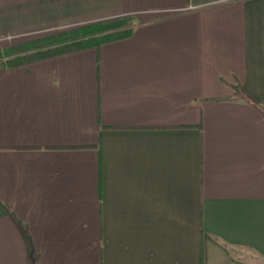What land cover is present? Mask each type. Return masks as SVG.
I'll return each instance as SVG.
<instances>
[{
	"label": "crops",
	"instance_id": "1",
	"mask_svg": "<svg viewBox=\"0 0 264 264\" xmlns=\"http://www.w3.org/2000/svg\"><path fill=\"white\" fill-rule=\"evenodd\" d=\"M124 16L0 69V264H264V0H0V49Z\"/></svg>",
	"mask_w": 264,
	"mask_h": 264
},
{
	"label": "trees",
	"instance_id": "2",
	"mask_svg": "<svg viewBox=\"0 0 264 264\" xmlns=\"http://www.w3.org/2000/svg\"><path fill=\"white\" fill-rule=\"evenodd\" d=\"M134 29L132 18L124 16L31 39L0 49V69L25 66L87 48H99L105 43L131 36Z\"/></svg>",
	"mask_w": 264,
	"mask_h": 264
},
{
	"label": "rangeland",
	"instance_id": "3",
	"mask_svg": "<svg viewBox=\"0 0 264 264\" xmlns=\"http://www.w3.org/2000/svg\"><path fill=\"white\" fill-rule=\"evenodd\" d=\"M75 28V27H74ZM67 29H72V28H67ZM62 30H66V29H61V30H58V31H54V32H50V33H47V34H44V35H41V36H38L36 38H40V37H43V36H47V35H50V34H53V33H56V32H59V31H62ZM35 39V38H34ZM21 43H24V42H21ZM18 44V43H17ZM16 44H12V45H8V46H4V47H1V49L3 48H6V47H10V46H14Z\"/></svg>",
	"mask_w": 264,
	"mask_h": 264
},
{
	"label": "built area",
	"instance_id": "4",
	"mask_svg": "<svg viewBox=\"0 0 264 264\" xmlns=\"http://www.w3.org/2000/svg\"><path fill=\"white\" fill-rule=\"evenodd\" d=\"M217 1H219V2H220V1H226V0H217Z\"/></svg>",
	"mask_w": 264,
	"mask_h": 264
}]
</instances>
